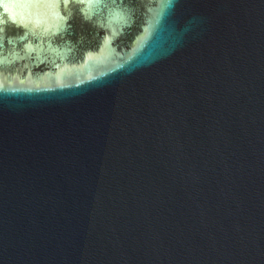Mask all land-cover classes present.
<instances>
[{"label":"water","instance_id":"water-1","mask_svg":"<svg viewBox=\"0 0 264 264\" xmlns=\"http://www.w3.org/2000/svg\"><path fill=\"white\" fill-rule=\"evenodd\" d=\"M0 264H264V0H0Z\"/></svg>","mask_w":264,"mask_h":264}]
</instances>
